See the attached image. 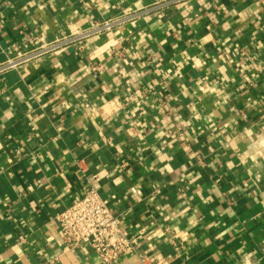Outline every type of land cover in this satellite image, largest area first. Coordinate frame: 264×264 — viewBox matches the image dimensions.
I'll return each mask as SVG.
<instances>
[{"label": "crops", "instance_id": "obj_1", "mask_svg": "<svg viewBox=\"0 0 264 264\" xmlns=\"http://www.w3.org/2000/svg\"><path fill=\"white\" fill-rule=\"evenodd\" d=\"M3 64L0 264H105L60 243L88 184L107 264H264V0H0Z\"/></svg>", "mask_w": 264, "mask_h": 264}, {"label": "built area", "instance_id": "obj_2", "mask_svg": "<svg viewBox=\"0 0 264 264\" xmlns=\"http://www.w3.org/2000/svg\"><path fill=\"white\" fill-rule=\"evenodd\" d=\"M119 20L122 19L100 23L84 34L108 30ZM74 37L67 36L44 44L24 57H35L45 52L54 51L72 43L75 40ZM6 68L7 64L0 65V72ZM56 221L62 245L72 249L88 246L105 264L117 259L133 245L130 231L122 224L120 217L114 213L109 200L103 198L92 184H88L80 196L73 199L65 209L58 213ZM141 261L143 264L167 263L158 254L142 257Z\"/></svg>", "mask_w": 264, "mask_h": 264}]
</instances>
